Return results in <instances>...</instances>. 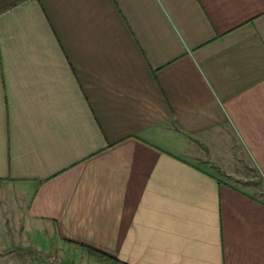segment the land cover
Wrapping results in <instances>:
<instances>
[{"label":"crops","instance_id":"crops-1","mask_svg":"<svg viewBox=\"0 0 264 264\" xmlns=\"http://www.w3.org/2000/svg\"><path fill=\"white\" fill-rule=\"evenodd\" d=\"M234 144L264 176V0H0V264H264Z\"/></svg>","mask_w":264,"mask_h":264},{"label":"rangeland","instance_id":"rangeland-1","mask_svg":"<svg viewBox=\"0 0 264 264\" xmlns=\"http://www.w3.org/2000/svg\"><path fill=\"white\" fill-rule=\"evenodd\" d=\"M232 147L233 153H231V155L229 153L231 157L228 160V164L226 163L225 166L222 167L218 165L215 167L213 165V167L210 168L213 169V171L219 176H222L233 184L238 185L239 187L248 190L255 195L264 197V176L254 165L252 160L241 148V146L234 144ZM201 156L202 157L194 156L195 158L193 157V159L205 162L204 155ZM38 239L32 238V240H25L21 242V244L13 246L9 249H15L18 253H23V257L25 259L33 262L35 260L39 261V259H37L40 257L38 253L47 251V254H56V258L53 262L47 261V263L50 264H110L108 262L99 261L98 259L93 258V254L80 247L66 246L63 244L57 245V243L54 240H51L49 236L48 239L46 236L47 240H45V238L39 239L40 246L36 241ZM44 242L45 246L43 247L41 245H43ZM5 250L4 248L0 247V254L5 252Z\"/></svg>","mask_w":264,"mask_h":264},{"label":"water","instance_id":"water-1","mask_svg":"<svg viewBox=\"0 0 264 264\" xmlns=\"http://www.w3.org/2000/svg\"><path fill=\"white\" fill-rule=\"evenodd\" d=\"M42 258L45 259L46 261L53 262L56 258V254H43Z\"/></svg>","mask_w":264,"mask_h":264},{"label":"trees","instance_id":"trees-1","mask_svg":"<svg viewBox=\"0 0 264 264\" xmlns=\"http://www.w3.org/2000/svg\"><path fill=\"white\" fill-rule=\"evenodd\" d=\"M41 255L44 254V253H40Z\"/></svg>","mask_w":264,"mask_h":264}]
</instances>
